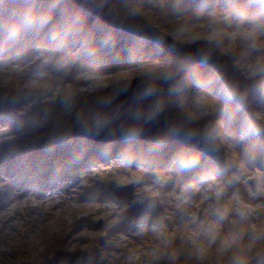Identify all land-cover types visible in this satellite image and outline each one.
I'll return each mask as SVG.
<instances>
[{
    "label": "rangeland",
    "instance_id": "obj_1",
    "mask_svg": "<svg viewBox=\"0 0 264 264\" xmlns=\"http://www.w3.org/2000/svg\"><path fill=\"white\" fill-rule=\"evenodd\" d=\"M159 2L165 4L144 12L148 32L201 59L198 72L210 80L198 85L186 109L166 96L158 110L171 127L193 133L215 125L214 141L206 151L166 161H155L137 140L96 145L101 153L59 163L61 153L34 149L20 161L25 156L14 152L42 136L50 138L43 149L77 138L83 108L94 109L95 121L118 95L184 69L173 60L111 67L114 54L84 42L62 56L38 46L1 61L0 102L9 91L15 104L18 92L30 96L17 103L13 120L0 121V264L11 250L22 264H58L64 257L75 264H250L264 256V0ZM185 2L208 5L186 17L177 13ZM217 77L227 92L246 90L249 98L218 109L211 87ZM139 145L145 152L129 155ZM16 180L25 186L24 199L21 191L12 196ZM129 185L140 204L157 198L160 212L125 222L134 202L112 191Z\"/></svg>",
    "mask_w": 264,
    "mask_h": 264
},
{
    "label": "trees",
    "instance_id": "obj_2",
    "mask_svg": "<svg viewBox=\"0 0 264 264\" xmlns=\"http://www.w3.org/2000/svg\"><path fill=\"white\" fill-rule=\"evenodd\" d=\"M159 1L162 0H62L59 7L29 8L16 4L13 0H0V62L12 60L17 55L32 51L38 46H51L58 55H66L82 42L94 52L114 54L115 61L109 62L111 67L143 66L150 61L173 60L179 63L184 72L179 85L166 99L181 111V107L187 108L186 105L198 85L204 84L206 80H210V77H204L198 72V68H202L201 59L182 55L179 51L165 46L157 35L148 32L147 17L144 12L147 9H157V6L165 4ZM207 3L201 2L200 6V2H185L178 8V11H175L186 17L200 14L202 9L208 5ZM41 38H47L50 41H42ZM211 87L215 91V100L220 101L218 109L235 108L250 95L246 90L238 95L235 93V96L227 92L224 82L219 77L214 80ZM11 93L12 91H9L1 98L0 121L13 120L17 103L30 96L18 92L22 95L14 98L17 102L15 104L10 101L13 95ZM93 111V108L81 110L83 128L79 133L94 125ZM235 113L236 111H233V114ZM178 125L172 127L164 142L147 146L150 149L147 154L154 157L155 161H166L172 155L182 158L191 150L206 151L207 146L214 141L217 129L213 124L209 129L199 133H193L190 129H183ZM56 145L50 144L42 152H46L45 155L61 153L63 157L78 156L80 158H84L87 154L101 153V151L96 152L98 148L88 145L79 138L63 140L59 150H56ZM144 152V148L139 145L129 155L135 156ZM13 155L25 156L19 159L20 161L32 157L22 149L16 150ZM188 164L192 167L196 163L188 162ZM95 248L92 249L95 255L93 260L99 258V249ZM14 251L16 250L10 251L11 257L4 260L2 264H22L20 260L18 261L17 252L15 255L12 253ZM60 257L61 254L58 258ZM259 261H261L259 264H264V256H261ZM75 263L73 258L68 262L65 261V257L62 263L58 262V264Z\"/></svg>",
    "mask_w": 264,
    "mask_h": 264
},
{
    "label": "water",
    "instance_id": "obj_3",
    "mask_svg": "<svg viewBox=\"0 0 264 264\" xmlns=\"http://www.w3.org/2000/svg\"><path fill=\"white\" fill-rule=\"evenodd\" d=\"M13 1L30 8H50L61 2V0ZM180 75L181 71H171L156 83H142L133 91L118 95L101 111L94 127L82 133V137L90 144L125 142L130 139L152 144L165 140L167 132L171 129L170 119L158 110L157 102L166 97L171 88L178 84ZM48 141H50L48 137L42 136L31 142L26 149H39ZM113 192L120 200L134 201L133 209L124 216L126 222L136 221L140 217L160 211L157 198L138 203L136 201L138 195L134 194L132 185L119 187ZM101 227V222L95 224L96 229Z\"/></svg>",
    "mask_w": 264,
    "mask_h": 264
},
{
    "label": "bare ground",
    "instance_id": "obj_4",
    "mask_svg": "<svg viewBox=\"0 0 264 264\" xmlns=\"http://www.w3.org/2000/svg\"><path fill=\"white\" fill-rule=\"evenodd\" d=\"M15 186H16V190H14V193L12 194V196H14L17 191L18 192L21 191V193H19V195L22 196L23 199L26 198L27 197L26 193L22 194L24 192L23 191V189L25 187L24 184H21L18 180H16V185ZM14 199H15V197H14Z\"/></svg>",
    "mask_w": 264,
    "mask_h": 264
}]
</instances>
